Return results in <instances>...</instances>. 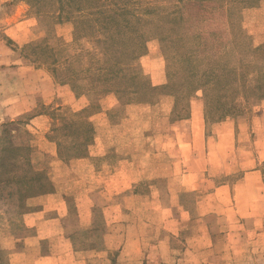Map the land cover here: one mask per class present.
I'll return each instance as SVG.
<instances>
[{
  "label": "rangeland",
  "instance_id": "rangeland-1",
  "mask_svg": "<svg viewBox=\"0 0 264 264\" xmlns=\"http://www.w3.org/2000/svg\"><path fill=\"white\" fill-rule=\"evenodd\" d=\"M0 41L58 84L90 89L98 72L105 90L79 113L43 108L53 122L32 112L0 128V227L11 221L17 245L25 213L87 183L110 224L91 236V264H264V231L232 241L225 230L249 226L218 223L231 206L211 196L264 168V0H0ZM159 66L167 83L154 87L145 69ZM113 68L129 84H110Z\"/></svg>",
  "mask_w": 264,
  "mask_h": 264
},
{
  "label": "crops",
  "instance_id": "crops-1",
  "mask_svg": "<svg viewBox=\"0 0 264 264\" xmlns=\"http://www.w3.org/2000/svg\"><path fill=\"white\" fill-rule=\"evenodd\" d=\"M12 30L14 28L7 33L13 42L18 45L29 43L26 42L22 34H12ZM146 57L148 61L152 58L148 54ZM145 60L142 58L135 62L143 64ZM145 72L151 77L154 87L167 83L166 73L160 69V66L145 69ZM97 74L98 72L91 73L90 89L82 88L83 90H80L81 83L87 81L85 79L69 84H58L57 77L49 69L25 63L24 57L17 54L10 44L0 41V128L8 123L18 122L32 112L35 114L29 122H53L49 114L41 111L43 108L62 112V107L70 105L74 112L79 113L95 105L105 95L104 88H98L94 84ZM120 107L119 104L110 106L108 110L110 118ZM187 121L190 122L192 119ZM122 123L119 122L113 126ZM218 138L223 141L224 137L219 135ZM97 141L96 139V143ZM100 143L102 146L103 141L98 142V144ZM105 155L106 153L99 157ZM97 156L90 154L80 160L82 171L79 173H84V170L92 172L91 161ZM124 159L126 161L128 158ZM121 183L124 184L123 181ZM109 187L104 188L105 192L109 190ZM112 187L118 193L129 189L128 186L122 188L113 185ZM194 190L195 188H188L190 192ZM188 191L181 195H187L190 193ZM84 192L87 194L84 195ZM211 196L217 198L216 201L219 203L225 201L223 204L231 206V210L223 216V219H217L218 223L231 224L232 226L247 224L249 226L246 233L238 231L235 233L236 230L233 229L225 230L228 233L227 236L232 237V241L237 238L244 239L250 235V232H253L251 236H254L258 231H264L263 167H255L246 174L244 179L233 186L225 184L217 187ZM222 196H224V200H221ZM228 198L229 202L226 201ZM93 202L94 200H91V184L87 183L76 188V193L70 197H61V199L51 197L48 203L41 202L37 206L39 207L37 210L22 216L23 235L18 237L19 245L16 240L17 229L13 224H10L11 221H8L7 228L2 225L0 227V243L4 247L0 249V264H91V252L95 249L91 244V236L94 233H101L100 230H105L110 225L102 214L103 212L98 213L97 204ZM82 207L85 209L82 210ZM107 207V209L111 208L110 205ZM250 225H254V227L250 228ZM239 229L241 231L242 227ZM82 237H85L86 240L82 243L77 241ZM187 254L193 253L189 249Z\"/></svg>",
  "mask_w": 264,
  "mask_h": 264
},
{
  "label": "trees",
  "instance_id": "trees-1",
  "mask_svg": "<svg viewBox=\"0 0 264 264\" xmlns=\"http://www.w3.org/2000/svg\"><path fill=\"white\" fill-rule=\"evenodd\" d=\"M98 15H100V13L98 12V10H96V12H94L93 14H91V16L93 17V16H98ZM107 16H106V19H105V21L107 22V23H109V22H111V21H116L117 20V18L118 17H120L121 15H119L117 12H110V13H108V14H106ZM143 55H145L144 53L142 54V55H140V56H134V59L133 60H137L139 57H142ZM115 68H113L112 70H113V72L110 74V77L108 78V81L110 82V84H111V81H113V80H117V79H119L121 82L123 81V83H126V85H127V83L129 84V82H127V81H130V80H128L127 78H122L120 75H121V73H119V71L118 70H114ZM216 76H213V77H211V78H209V80H207L206 82H205V84H203L202 85V83H200V82H198L197 83V85H199V86H202V88L204 89V88H207V87H209V88H211L212 86L214 87V78H215ZM196 78V77H195ZM207 78H205L204 80H206ZM203 80V81H204ZM130 88V87H129ZM126 91H127V88L126 89H123L122 91H118V93L119 94H122L123 96H125L126 97V95L128 94V93H126ZM157 92V91H159V88H152L151 89V92ZM199 91V90H198ZM153 92V93H154ZM130 94L131 95H137L138 94V92L136 91V92H130ZM122 99V98H121ZM137 99H135V100H130V103L129 104H138V103H140L139 101L137 102L136 101ZM144 104V103H143ZM176 107V106H175Z\"/></svg>",
  "mask_w": 264,
  "mask_h": 264
}]
</instances>
